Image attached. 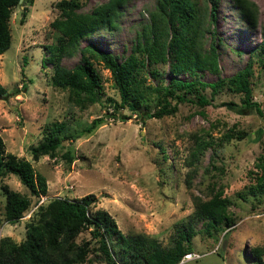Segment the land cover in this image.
I'll list each match as a JSON object with an SVG mask.
<instances>
[{
	"label": "rangeland",
	"instance_id": "obj_1",
	"mask_svg": "<svg viewBox=\"0 0 264 264\" xmlns=\"http://www.w3.org/2000/svg\"><path fill=\"white\" fill-rule=\"evenodd\" d=\"M56 1L22 0L14 6L9 18L10 45L0 53V82L9 90L5 98H0V134L5 152L30 160L47 182L46 194L38 197L16 174L0 176V237L22 240L25 223L36 215L38 205L51 197L92 193V210H108L124 234L141 233L168 246L176 225L193 212L192 193L209 197L220 192L226 199L231 225L223 224L208 236L200 229L203 222H198L195 228L200 231L189 240L192 251L176 264H264V192L249 190L260 175L257 163L264 161V118L255 110L242 114L222 103L239 102V92L222 87L211 97V88L199 84L198 92L211 98L210 103L201 106L179 102L173 114L149 117L142 123L135 105L118 107L119 91L111 72L95 59L100 74L98 99L82 106L73 103L67 89L51 83L55 63L72 66L80 61V48L86 44H95L122 60L149 20L155 0H128L115 27L97 28L82 37L72 53L59 57L52 56L48 48L56 43L57 32L51 25L60 14ZM102 1L85 0L82 9L90 10ZM194 1L203 25L209 23L213 29V34L205 31L203 41L207 47L215 40L218 69L176 75L211 82L244 67L252 49L264 37V0H252L257 7L253 24L242 18L233 0H219L213 19H209L206 0ZM252 69V97L264 111V65L254 61ZM173 75L169 60L147 64L138 73L144 83L152 85L167 84ZM15 87L19 92H12ZM139 106L155 110L157 93L141 98ZM96 117H100L97 124L87 131ZM53 121H64L61 134L70 137L62 139L54 157L44 154L34 160L31 148L42 140ZM258 128L263 131L257 138ZM225 133L230 134L228 140L223 138ZM200 136H211L217 143L196 152V138ZM66 151L71 160L64 156ZM191 168L195 174L188 188L185 176ZM3 184L31 197L29 207L13 222L4 218ZM84 240L95 248L98 245L89 228L76 237L78 242ZM87 264L108 263L94 250Z\"/></svg>",
	"mask_w": 264,
	"mask_h": 264
},
{
	"label": "trees",
	"instance_id": "obj_2",
	"mask_svg": "<svg viewBox=\"0 0 264 264\" xmlns=\"http://www.w3.org/2000/svg\"><path fill=\"white\" fill-rule=\"evenodd\" d=\"M128 0H103L90 10H83L85 0H57L59 16L51 21L57 32L56 43L48 48L52 56L70 54L76 49L79 40L89 35L101 26L113 28L121 14V7ZM209 7V19H213L219 0H206ZM239 14L249 24L255 22L256 4L252 0H233ZM19 0H0V53L10 45L11 28L9 18L14 6ZM26 6L22 14L26 13ZM199 10L194 0H155L150 10L149 20L138 32L131 51L119 60L95 44H86L80 48V61L68 67L55 63L51 73V83L54 86L67 89L68 99L77 105H85L97 101L100 74L93 59L102 61L108 68L119 91V105L132 103L135 113L142 123L149 117H161L173 114L179 102L191 101L204 106L210 103L204 93L198 92V85L209 86L211 97L222 87L239 92V102L226 100L222 102L228 108L238 113H248L255 110L264 118V111L258 101L252 97L253 87L250 75L254 61L264 65V37L252 49L244 67L226 77H219L211 82L199 81L196 77L183 79L176 74L186 71L191 75L196 70L218 69V52L215 40L204 46L205 31L213 34L209 23L203 25ZM170 62V70L174 74L167 84L144 83L138 76L140 69L147 64ZM156 74L155 70H152ZM24 85V84H23ZM15 87L12 92H19ZM6 87L0 82V98L8 94ZM152 92L157 93L158 107L155 110L141 109L140 100ZM195 95L193 98L191 95ZM174 100V103L171 100ZM114 114V112H111ZM127 118L128 116L122 115ZM100 117L93 118L87 131L93 128ZM64 121H53L47 126V133L31 148V157L37 160L41 155L55 156L58 144L70 134H61ZM263 129L256 130L260 137ZM223 138L228 140L229 133ZM210 137H197V151L205 146L216 145ZM64 156L71 160V154L66 151ZM223 170L220 166L212 167ZM260 175L251 192H264V161L257 163ZM7 173L16 174L32 195L40 197L47 192V182L44 174L34 170L30 160L18 156L14 152H5V143L0 134V176ZM195 169L186 172L185 183L192 187V177ZM5 196L4 218L8 222L19 219L31 203V197L19 190L2 185ZM193 212L186 221L176 225L175 232L168 246H162L154 238L141 233L124 234L108 210L91 206L95 195L86 193L81 197L54 196L46 203L38 205L36 215L25 223V237L15 241L9 235L0 237V264H87L90 251L97 250L101 259L108 264H176L183 255L192 251L189 243L192 235L203 230L208 236L214 230H220L222 225H231L226 211V199L220 192L212 196L202 197L192 193ZM202 221L203 226L196 229V224ZM90 229L91 236L96 238L97 247L87 240L76 241L77 235L84 229Z\"/></svg>",
	"mask_w": 264,
	"mask_h": 264
},
{
	"label": "water",
	"instance_id": "obj_3",
	"mask_svg": "<svg viewBox=\"0 0 264 264\" xmlns=\"http://www.w3.org/2000/svg\"><path fill=\"white\" fill-rule=\"evenodd\" d=\"M22 2V0H19V3ZM223 245H224V242H223Z\"/></svg>",
	"mask_w": 264,
	"mask_h": 264
},
{
	"label": "built area",
	"instance_id": "obj_4",
	"mask_svg": "<svg viewBox=\"0 0 264 264\" xmlns=\"http://www.w3.org/2000/svg\"><path fill=\"white\" fill-rule=\"evenodd\" d=\"M189 254V253H188ZM188 254H186V255H188Z\"/></svg>",
	"mask_w": 264,
	"mask_h": 264
}]
</instances>
